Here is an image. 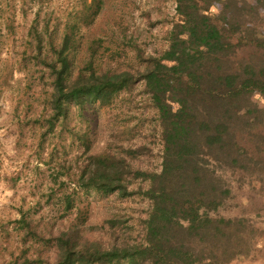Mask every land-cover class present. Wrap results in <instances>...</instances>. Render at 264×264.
Returning <instances> with one entry per match:
<instances>
[{"label": "rangeland", "instance_id": "obj_1", "mask_svg": "<svg viewBox=\"0 0 264 264\" xmlns=\"http://www.w3.org/2000/svg\"><path fill=\"white\" fill-rule=\"evenodd\" d=\"M175 4L102 0L89 23L91 13L83 0H0V264L38 257L55 261L53 238L67 229L104 247L144 241L152 206L146 196L100 194L79 186L90 156L102 152L126 156L134 169L161 170L159 111L144 81L106 103H70L65 114L55 118L53 76L45 61L54 60L53 47L59 48L70 31L71 80L91 65L98 72L142 71L144 58L162 56L169 47L173 23L181 19ZM123 6L131 14L106 23L108 12ZM136 11L146 16V27L140 41L132 37L125 42L121 28L126 16L134 21ZM256 98L264 106V98ZM231 182L233 196L223 214L248 217L259 233L251 257L228 264H264V162L253 176L237 171ZM149 186V180L138 178L130 188ZM68 197L74 200L71 208H66Z\"/></svg>", "mask_w": 264, "mask_h": 264}, {"label": "trees", "instance_id": "obj_2", "mask_svg": "<svg viewBox=\"0 0 264 264\" xmlns=\"http://www.w3.org/2000/svg\"><path fill=\"white\" fill-rule=\"evenodd\" d=\"M101 6L102 0H83L89 23ZM176 12L181 19L168 49L144 58L142 71L98 72L91 65L71 80L70 31L53 47L54 60L45 61L55 118L70 103H106L144 81L159 111L161 170L134 169L126 156L102 152L90 156L79 177L80 187L100 194L146 196L152 206L144 241L104 247L67 229L53 238L55 261L2 264H228L251 254L258 229L248 217L222 211L233 196L234 174L253 176L264 162V106L256 98H264V0H176ZM138 178L150 186L131 189ZM73 201L68 197L66 208Z\"/></svg>", "mask_w": 264, "mask_h": 264}, {"label": "crops", "instance_id": "obj_3", "mask_svg": "<svg viewBox=\"0 0 264 264\" xmlns=\"http://www.w3.org/2000/svg\"><path fill=\"white\" fill-rule=\"evenodd\" d=\"M119 7H122V6H119ZM123 8H124V6H123ZM115 10H116V7L114 10L112 9L111 11L108 12V14H107L108 18H106V20H107L106 23L109 21L111 22V20H113V17H114V19H119L120 17H124L125 13H128V15L131 14V12H128L127 7L124 8V10L123 9L118 10V12H115ZM112 11L114 12V14H112ZM136 12H137L136 16L133 18L134 21H132V16H131V18L129 16H126L127 20L124 22L125 26L121 28V30H123L124 33H122V34L120 33V36H122L121 38L125 42H129V40L131 42L132 37L138 38V39L135 38L133 41H140L141 36H139V35L141 34V32H144L142 30H144L143 28L146 27V19H147L146 16L143 14V16L140 17L138 15V11H136ZM117 15H118V17H117ZM146 15L148 16V14H146ZM114 30H116V28H114ZM248 257H251V255Z\"/></svg>", "mask_w": 264, "mask_h": 264}, {"label": "built area", "instance_id": "obj_4", "mask_svg": "<svg viewBox=\"0 0 264 264\" xmlns=\"http://www.w3.org/2000/svg\"><path fill=\"white\" fill-rule=\"evenodd\" d=\"M175 6H176V4H175Z\"/></svg>", "mask_w": 264, "mask_h": 264}]
</instances>
